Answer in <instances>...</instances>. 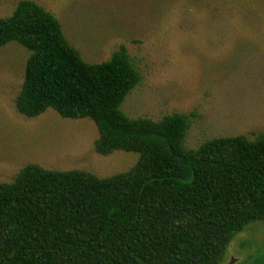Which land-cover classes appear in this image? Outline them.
<instances>
[{
  "label": "trees",
  "instance_id": "16d2710c",
  "mask_svg": "<svg viewBox=\"0 0 264 264\" xmlns=\"http://www.w3.org/2000/svg\"><path fill=\"white\" fill-rule=\"evenodd\" d=\"M13 42L29 52L19 113L88 118L97 153L139 157L111 176L28 163L0 182V264H222L238 232L264 223V131L191 148L194 112L130 117L121 106L142 74L126 47L86 61L34 0L0 17V49Z\"/></svg>",
  "mask_w": 264,
  "mask_h": 264
},
{
  "label": "rangeland",
  "instance_id": "374dc122",
  "mask_svg": "<svg viewBox=\"0 0 264 264\" xmlns=\"http://www.w3.org/2000/svg\"><path fill=\"white\" fill-rule=\"evenodd\" d=\"M18 1L0 0V17ZM34 1L60 20L86 61L102 62L126 47L142 74L121 106L130 117L194 112L191 148L264 131V0ZM28 55L16 42L0 49V182L28 163L103 177L129 170L138 153H97L90 119L62 118L53 109L34 118L18 112ZM263 251L264 223L256 221L235 235L222 264H259Z\"/></svg>",
  "mask_w": 264,
  "mask_h": 264
},
{
  "label": "water",
  "instance_id": "95a60500",
  "mask_svg": "<svg viewBox=\"0 0 264 264\" xmlns=\"http://www.w3.org/2000/svg\"><path fill=\"white\" fill-rule=\"evenodd\" d=\"M235 259H232L230 263H232Z\"/></svg>",
  "mask_w": 264,
  "mask_h": 264
}]
</instances>
